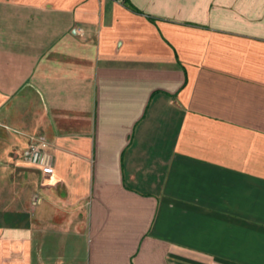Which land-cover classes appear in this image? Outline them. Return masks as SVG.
Returning <instances> with one entry per match:
<instances>
[{"label": "crops", "instance_id": "1", "mask_svg": "<svg viewBox=\"0 0 264 264\" xmlns=\"http://www.w3.org/2000/svg\"><path fill=\"white\" fill-rule=\"evenodd\" d=\"M0 264H264V0H0Z\"/></svg>", "mask_w": 264, "mask_h": 264}, {"label": "built area", "instance_id": "2", "mask_svg": "<svg viewBox=\"0 0 264 264\" xmlns=\"http://www.w3.org/2000/svg\"><path fill=\"white\" fill-rule=\"evenodd\" d=\"M23 160L39 169L41 174H51V159L46 151V145L41 140L30 138L29 144L23 153ZM32 205L36 203V198L33 197Z\"/></svg>", "mask_w": 264, "mask_h": 264}]
</instances>
